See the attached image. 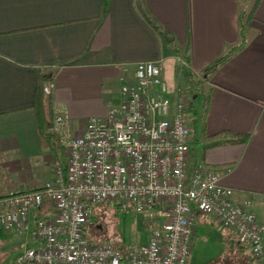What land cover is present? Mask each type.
Segmentation results:
<instances>
[{"label":"crops","instance_id":"crops-1","mask_svg":"<svg viewBox=\"0 0 264 264\" xmlns=\"http://www.w3.org/2000/svg\"><path fill=\"white\" fill-rule=\"evenodd\" d=\"M142 2L0 0V186L38 188L61 159V150L42 147L36 129L40 73L54 83L45 104L51 130L61 115L79 134L87 120L117 105L121 78L132 82L135 63L159 61L172 102L179 87L189 92L190 163L250 198L264 224V0L246 22L243 43L239 16L255 0ZM196 82L197 103L190 95Z\"/></svg>","mask_w":264,"mask_h":264},{"label":"built area","instance_id":"built-area-1","mask_svg":"<svg viewBox=\"0 0 264 264\" xmlns=\"http://www.w3.org/2000/svg\"><path fill=\"white\" fill-rule=\"evenodd\" d=\"M126 71V70H125ZM120 101L104 118L72 133L67 118L52 129L67 139L40 189L0 197V230L29 237L15 264H186L195 214L212 216L264 264V224L219 175L190 163L189 101L172 102L159 61H139L133 80L121 78ZM54 87L45 83V97ZM106 202L149 211L145 245L120 250L87 237L92 211ZM158 213L157 217L155 215Z\"/></svg>","mask_w":264,"mask_h":264},{"label":"rangeland","instance_id":"rangeland-1","mask_svg":"<svg viewBox=\"0 0 264 264\" xmlns=\"http://www.w3.org/2000/svg\"><path fill=\"white\" fill-rule=\"evenodd\" d=\"M181 60L177 54L175 63L180 64ZM199 85L200 83L197 84L196 82L190 94L194 96L195 101L198 93L200 95L202 93V88H199ZM188 93L186 88L180 89L179 95L185 96L190 101ZM172 98L170 96L171 100ZM194 98L191 100L194 101ZM62 140L66 139L57 138L58 147L62 153L60 155L61 158L63 157V150L66 149V143H63ZM43 152L46 154L45 151ZM38 160H40V157L36 162ZM46 170V165L42 166L41 171L37 169L38 175L34 178L41 181V177ZM9 177L11 179V176ZM47 179L48 177L43 182ZM13 180H15L14 177ZM43 182L40 186L44 184ZM15 188L28 189L25 186H17ZM10 190H7L5 194ZM157 215L158 213L155 217ZM148 216L149 211L139 212L134 208L119 210L113 203H106L92 213L91 218L96 222L86 229V235L97 239L99 242L111 244L120 250L142 246L147 243L149 238V231L146 227ZM195 226L186 264H256L248 247L239 244L235 234L231 230L220 226L211 216L201 215L196 217ZM32 245L33 242L24 235L0 230V264H12L19 257L18 255L23 252L24 248Z\"/></svg>","mask_w":264,"mask_h":264},{"label":"trees","instance_id":"trees-1","mask_svg":"<svg viewBox=\"0 0 264 264\" xmlns=\"http://www.w3.org/2000/svg\"><path fill=\"white\" fill-rule=\"evenodd\" d=\"M137 1H139L140 4L143 3L142 0H137ZM258 1L259 0H255L252 9L249 12L244 13V14H240V16H239L240 27H241V37H242L241 42L242 43H243L244 30L246 29L247 25L250 23V20L252 19L253 15H254V11L258 5ZM147 21L149 24H151L150 19H147ZM246 22H247V25H246ZM240 47H241V43L236 47V49H238ZM223 60H224V58L218 59L212 65V68L214 69ZM48 79H49L48 73H46V72L40 73L37 92H36V102H35L33 109H34V114H35V118H36V129H37V132L40 136L42 147L44 149H48L54 155H58V151H59V147H58V143H57V137L58 136L53 130H51V128L48 124V121L46 119V116H45V112H46L45 111V108H46L45 104L47 101L50 100V95L45 97L44 92H43V88H44L45 83L48 81ZM187 111H189V112L191 111L190 105H189ZM17 186L18 185H16L13 182H7L6 181V182L2 183V185L0 186V197L4 196L5 193L7 192V190H10V189L15 188ZM21 186H23V187L25 186L28 189L31 188V186L29 184H25V185H21ZM94 222H96V221H93V223ZM89 239L93 242H98L97 239H95L93 237H89Z\"/></svg>","mask_w":264,"mask_h":264},{"label":"bare ground","instance_id":"bare-ground-1","mask_svg":"<svg viewBox=\"0 0 264 264\" xmlns=\"http://www.w3.org/2000/svg\"><path fill=\"white\" fill-rule=\"evenodd\" d=\"M59 139L61 138V137H58ZM62 142L63 143H66V147H67V139L66 140H62ZM43 186V185H42ZM42 186H40V187H38V188H35V189H20V190H22V191H24V192H31V191H34V190H37V189H40ZM106 203H110V202H106ZM105 203V204H106ZM115 205V204H114ZM98 207H95L94 209H93V211H92V213H94L95 212V210L97 209ZM92 215V214H91ZM27 237V236H26ZM28 238V237H27ZM29 239V238H28ZM31 240V239H30ZM32 241V240H31ZM18 259V258H17ZM16 259V260H17ZM16 260L14 261V262H12V264H15V262H16Z\"/></svg>","mask_w":264,"mask_h":264}]
</instances>
